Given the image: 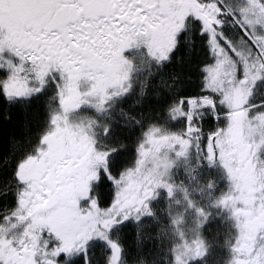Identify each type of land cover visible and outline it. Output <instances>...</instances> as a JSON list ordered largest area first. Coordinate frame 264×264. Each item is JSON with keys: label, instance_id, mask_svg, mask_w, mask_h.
I'll list each match as a JSON object with an SVG mask.
<instances>
[{"label": "snow or ice", "instance_id": "snow-or-ice-1", "mask_svg": "<svg viewBox=\"0 0 264 264\" xmlns=\"http://www.w3.org/2000/svg\"><path fill=\"white\" fill-rule=\"evenodd\" d=\"M196 51L198 91L191 76L150 91ZM134 95L165 121L133 118L122 138L103 114ZM15 110L42 119L0 161V264H157L139 233L162 195L179 237L169 264H210L213 226L229 229L228 264H264V0H0V115ZM181 162L189 179L217 173L208 207L177 180Z\"/></svg>", "mask_w": 264, "mask_h": 264}, {"label": "trees", "instance_id": "trees-1", "mask_svg": "<svg viewBox=\"0 0 264 264\" xmlns=\"http://www.w3.org/2000/svg\"><path fill=\"white\" fill-rule=\"evenodd\" d=\"M133 55L136 59H140L139 63H141L145 58L144 54L137 53L136 55L135 54ZM202 59H203L202 53H200L199 51H196V52H193L190 55V57L186 55L183 63L173 61V63L169 65V68L164 70V73H163L165 77L164 81H161L159 79V76H157L156 80L153 81V87L150 89V91L159 90L162 93H166L167 89L169 88L174 89V88L180 87L181 83L184 81V76L185 77L191 76V80L185 79L184 81L186 84L185 91L190 92V93H195L196 91H198V77H199V73H198L196 65ZM145 75L146 73L141 72L140 77L143 78ZM174 77H177L178 79H174ZM142 104H143L142 113H143V116L146 118L150 117L151 119V117L157 116L161 112V110H156V111H153L151 115H148L147 104L143 101H142ZM124 107L126 108H123L124 111L123 112L121 111L122 114L118 115V118H116V121L115 120L112 121L115 124L117 133L121 135L122 138H123V133L121 132V130L127 131V128H125L124 126L131 125L130 110L128 107V103H126ZM143 107H147V108L144 109ZM26 119L32 122L31 132L35 134L38 131V124H39V121L42 119V116L34 117L31 115V113L26 115L23 111L15 110L12 114V119L6 121L3 119L2 115H0V161H2L5 156H8L12 153L13 151L12 137L13 136L15 137L17 142H23L30 135L29 131L24 126V121ZM22 154H23L22 150L15 152V155L12 156V164L6 166L4 169L5 174H10L11 168L14 166L15 161ZM159 205H160L159 209L164 210L163 204L160 203ZM160 216L161 215H156L155 219H158V217ZM159 222L161 223L160 220ZM155 232L156 231L140 232L139 238H140V241L143 243L146 250L151 249L156 253L157 264H159L158 260H160V258H162L163 256H168V255H169L168 257L171 256L169 249L172 247L173 244L169 241L165 242L166 235L164 238V233L159 232L158 233L159 237H158ZM128 239H129V243L134 248L135 240H136L135 232H130ZM213 239L215 240V243L211 244L212 249H211V255L209 256L210 264H224V256H223L224 247L222 246L224 244V243L222 244L223 239H221V236L219 237V235L213 236ZM160 242H162L163 244L162 250L161 248H157ZM159 253H161L162 255L159 256ZM151 259L152 257H147L145 260V264H151Z\"/></svg>", "mask_w": 264, "mask_h": 264}, {"label": "flooded vegetation", "instance_id": "flooded-vegetation-1", "mask_svg": "<svg viewBox=\"0 0 264 264\" xmlns=\"http://www.w3.org/2000/svg\"><path fill=\"white\" fill-rule=\"evenodd\" d=\"M144 54L143 50H137L135 51L133 54ZM136 63L138 64L140 62V59H136ZM155 71V69H153ZM138 78H142L141 76V72H138L137 74ZM162 84V82H161ZM137 101H140V103H137ZM128 103V107L130 110V122L131 125L134 123V119H143L146 122L150 119V117H144L142 115V98L139 95H134L133 97H131L130 99H128L127 101L124 102L123 105L120 104H116L113 107H110L108 109L107 112H105L103 114L104 118L110 122H112L113 120L116 121V118H118L119 114H122L121 112V108H126L124 107V105ZM135 104L136 106L133 107L132 105ZM144 109L147 107H143ZM141 112V113H140ZM152 121L158 122V123H163L165 121V113L163 112V110H161L160 114L157 116H153L151 117ZM189 165L185 164L184 162H181V164L179 165L178 169L176 170V178L177 180H184L185 183L187 184L191 194H192V198L197 202V204L199 205V200L201 198H205V207H208L213 199H215L216 194L213 193L210 189V185H213L215 183H217V173L215 172H209L206 169H196V171L193 173L194 178L189 179L186 175L185 172V168L188 167ZM191 167H195V161L191 162ZM178 198L181 200L180 204H172L171 207V215L174 216V214L176 212H180L183 213V216L185 217L186 223L182 224L183 226H185L186 228L190 227L192 222L194 221L195 216V212L193 209L188 208L187 211H185L187 205L186 203L183 201V193H178ZM163 204L164 206V210H160L159 209V204ZM169 201L168 199L162 195L157 204H156V208H157V215H161L160 217H158V219L161 221V223L159 222L158 219H153V218H149L142 230L140 232H154V231H158L162 232V233H167V227L169 226L167 223H165V218L169 219L170 221V214H169ZM215 211L213 209V214L215 215ZM226 215V213H225ZM157 225H156V224ZM175 227V226H174ZM159 228V229H158ZM158 229V230H157ZM212 229H215L214 226L212 227ZM212 229L210 230V232L212 231ZM224 230L226 232V236L225 238L223 236H221L222 243H224L222 246L224 247V264H228L229 261V252H228V247H227V243L226 241L229 239V229L226 227H224ZM209 232V233H210ZM166 235V234H165ZM208 241L210 244L214 243L213 240L211 239V237H207Z\"/></svg>", "mask_w": 264, "mask_h": 264}, {"label": "rangeland", "instance_id": "rangeland-1", "mask_svg": "<svg viewBox=\"0 0 264 264\" xmlns=\"http://www.w3.org/2000/svg\"><path fill=\"white\" fill-rule=\"evenodd\" d=\"M199 205H203V206H205L206 204H205V198H201L200 200H199ZM176 215H183V213H180V212H176L175 214H174V216H176ZM195 219H196V217L194 218V221L192 222V224L195 222ZM165 223H167L169 226L167 227V233H165L166 234V238H165V234H164V238H165V242H167V241H169V242H171L172 244H174V243H178L179 242V237L177 236V233H176V230H175V227H174V225H172L171 224V222L169 221V219H167V218H165ZM191 224V225H192ZM181 227L185 230V232H188L189 231V229L191 228V226L190 227H188V228H186L185 226H183V225H181ZM214 228L215 229H212V231L210 232V233H208L207 234V237H211V239L213 240V242L215 243V240L213 239V236H217V235H219V237L220 236H223L224 238H225V236H226V232H225V230H224V228H222V229H220L219 230V232H217V229H216V227L214 226ZM156 233V235L158 236V233H159V231H156L155 232ZM159 237V236H158ZM163 237V236H162ZM163 238V239H164ZM223 244V243H222ZM159 246L157 247V248H161V250H162V246H163V244H162V242H160L159 244H158ZM169 253V252H168ZM162 254L161 253H159V256H161ZM171 255V254H170ZM169 256V255H168ZM168 256H163L162 258H160V260H158V263L159 264H169V262H170V258H171V256L170 257H168Z\"/></svg>", "mask_w": 264, "mask_h": 264}]
</instances>
